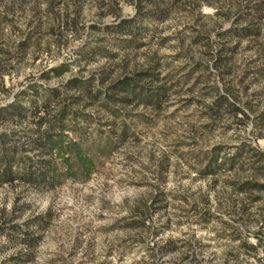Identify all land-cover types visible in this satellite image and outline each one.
<instances>
[{
  "label": "rangeland",
  "instance_id": "1",
  "mask_svg": "<svg viewBox=\"0 0 264 264\" xmlns=\"http://www.w3.org/2000/svg\"><path fill=\"white\" fill-rule=\"evenodd\" d=\"M154 2L0 0V106L33 82L72 93L64 85L75 77L90 80L103 96L118 78L140 72L142 84L161 92L159 106L113 100L116 117L100 96L78 105L89 114L87 137L106 132L113 140L87 179L40 191L18 183L0 187L2 230L51 213L25 264H155L146 248L166 239L179 248L157 264H264V189H239L245 180L263 182L260 173L246 156L230 170L198 173L215 145L231 153L244 142L264 152V0H178L161 9ZM157 11L165 16L156 19ZM136 18L144 29L130 43ZM124 20H133L131 34L122 31ZM245 26L255 35L227 34ZM58 66H66L60 75L45 74ZM222 95L235 111L215 104ZM158 191L167 202L153 215L159 235L136 241L153 229L121 228V218ZM208 205L213 217L196 223L193 208ZM2 230L0 264L23 250Z\"/></svg>",
  "mask_w": 264,
  "mask_h": 264
},
{
  "label": "trees",
  "instance_id": "2",
  "mask_svg": "<svg viewBox=\"0 0 264 264\" xmlns=\"http://www.w3.org/2000/svg\"><path fill=\"white\" fill-rule=\"evenodd\" d=\"M176 1L178 0H155L154 4L160 8L162 5ZM138 13L143 14L142 12ZM153 16L159 20L165 14L157 11ZM245 17L247 18V14ZM144 18H146L145 15ZM133 20H138L140 23L137 27L134 26V33L137 37L131 38L128 41L130 43L138 41L144 29L141 25L142 18ZM133 20H124L121 26L122 31L124 28H128L129 34H131ZM227 34L244 38L255 35V31H252L248 26L235 27L228 30ZM136 46H141V44H136ZM65 68L66 66L51 68L45 74L49 76V72H52L58 76L65 71ZM148 74L152 75V73ZM143 78V74L140 72L118 78L108 86V91L103 93V96L98 91H92L90 80H82L77 77L69 79L64 85L65 89L72 90V93L37 82L29 83L26 88L17 92L11 102L0 106V187L18 183L40 191L53 189L65 179H87L95 170L98 159L109 153L113 147V140L112 136L106 132H100L96 139L88 138L86 132L89 127L87 126L89 114L78 105L84 100L85 103H90L92 99H98L100 96L103 100L101 105L113 117H116V112L110 106V102L117 99L126 103L136 101L137 103L159 106L161 92L142 84ZM223 103L230 105L233 111L237 109L223 95L215 101L216 105ZM259 118H264V114ZM77 121L84 122V125L79 126ZM68 131L73 132L75 136L69 137L66 134ZM127 132L128 127L123 123L121 133L124 135ZM226 148L225 145H215L204 153L202 159L204 164L202 168H199V176L215 175L222 170H230L239 165L246 156L249 166L260 173L263 182L245 180L239 189L243 191L264 189V152L244 142L235 146V150L231 153L225 152ZM257 199L259 196L252 197L253 201ZM166 207L167 202L161 191L153 194L148 201L138 199L129 208L126 216L121 218L123 224L119 227L129 230L151 228L153 230L147 237L143 236L136 240L144 243L149 242L159 235L154 228L153 215L164 211ZM193 209L196 214L194 221L198 224L206 223L213 217L209 205ZM50 217L51 213L47 210L44 214H37L29 218L24 226L10 224L8 225L10 231H4L1 227L0 230L9 239H15L23 247V250L11 255L1 264H25L30 261L42 232L49 227ZM146 223L148 224L146 225ZM167 225L168 221H165L163 226ZM237 233L238 238L242 240V245L247 247L244 236ZM128 238L133 240L130 236ZM153 244L146 250L153 256L155 264L161 256L177 251L179 248L176 241L171 239H166L162 244L154 241ZM189 248H192V245H189ZM248 249L254 250L255 246L249 245ZM186 257L184 255V258ZM191 260L197 261L195 251H192Z\"/></svg>",
  "mask_w": 264,
  "mask_h": 264
}]
</instances>
